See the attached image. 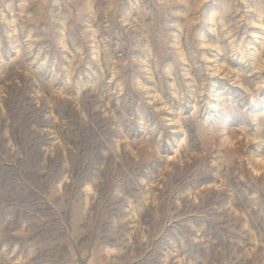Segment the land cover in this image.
Here are the masks:
<instances>
[{
  "label": "rangeland",
  "instance_id": "obj_1",
  "mask_svg": "<svg viewBox=\"0 0 264 264\" xmlns=\"http://www.w3.org/2000/svg\"><path fill=\"white\" fill-rule=\"evenodd\" d=\"M0 264H264V0H0Z\"/></svg>",
  "mask_w": 264,
  "mask_h": 264
}]
</instances>
